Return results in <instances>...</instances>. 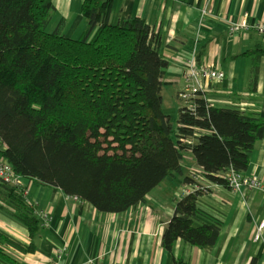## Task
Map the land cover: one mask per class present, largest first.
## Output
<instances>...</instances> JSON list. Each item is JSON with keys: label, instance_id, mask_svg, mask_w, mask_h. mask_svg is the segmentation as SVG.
I'll return each mask as SVG.
<instances>
[{"label": "trees", "instance_id": "1", "mask_svg": "<svg viewBox=\"0 0 264 264\" xmlns=\"http://www.w3.org/2000/svg\"><path fill=\"white\" fill-rule=\"evenodd\" d=\"M110 10L109 0H83L87 28L72 39L62 20L51 29V0H0V157L23 180L102 214L135 209L163 181L183 177L186 153L208 181L229 189L225 174L246 171L264 121L211 107L198 93L193 111L182 105L171 123L158 33L139 18L111 25ZM0 203L28 230L27 248L0 235V259L19 264L4 245L32 253L41 225L17 189L1 185ZM197 214L196 194L175 202L159 239L173 264H187L173 255L176 242L199 250L217 242L219 226L194 225Z\"/></svg>", "mask_w": 264, "mask_h": 264}, {"label": "crops", "instance_id": "2", "mask_svg": "<svg viewBox=\"0 0 264 264\" xmlns=\"http://www.w3.org/2000/svg\"><path fill=\"white\" fill-rule=\"evenodd\" d=\"M51 1L56 11L51 29L62 20L65 37L79 38L87 28L80 13L83 0ZM109 1L111 25L139 18L158 33L157 50L167 62L161 80L162 107L166 89L180 102L178 93L185 86L182 64L196 42L198 63L225 74L222 82H203L200 93L207 103L256 114L264 121V37L256 31L264 27V0ZM202 11L207 15L197 28ZM244 16L249 30L229 34L228 27ZM181 167L183 177L163 181L143 205L120 215L99 213L58 190L24 180L25 200L34 206L41 225L33 242L35 250L24 253L10 244L3 249L19 264H173L159 239L187 187L182 180L197 165L186 153ZM243 175L264 182V130ZM197 212L194 225L219 226L217 242L199 250L178 241L172 252L175 257L182 256L187 264H264V226L255 240L258 226L264 224L262 192L235 193L217 185L198 197ZM0 235L21 248L30 245L27 228L1 203ZM0 264L9 263L0 259Z\"/></svg>", "mask_w": 264, "mask_h": 264}, {"label": "built area", "instance_id": "3", "mask_svg": "<svg viewBox=\"0 0 264 264\" xmlns=\"http://www.w3.org/2000/svg\"><path fill=\"white\" fill-rule=\"evenodd\" d=\"M206 15L207 14L205 13V11L201 12L197 28L202 25L201 23L203 22V18H205ZM249 28L250 25L247 22V17L244 16V18L239 23L230 25L228 27V33L234 34L241 31H247L249 30ZM256 31L260 35H264L263 26L256 27ZM195 40L197 41V39ZM182 65L184 69L185 86L178 93V100L182 102L183 105L188 108V110L193 111L191 100L196 94L200 93V91L202 90L203 82L205 80L213 83L222 82L225 79V74L221 71L198 63V44H196V42L193 44L187 58L183 61ZM2 150L3 148H0V151ZM188 171V176L194 182V184L182 189L181 196L196 194L198 199V197L208 194L211 189L217 187V185L211 183L205 178L204 172L201 168L194 167L190 168ZM224 177L226 178L228 187L232 192L237 193L245 189L249 191H259L264 194V182H261L257 179L245 175L240 176L232 171L225 174ZM1 185L10 186L22 192V196L25 200L27 192L24 186V180L21 177L15 175L12 172L10 164H8L3 158L0 157V186ZM40 218L41 220L46 222L45 215H41ZM263 226L264 224L262 223L258 226V232L255 235V240L259 238L258 233L263 229Z\"/></svg>", "mask_w": 264, "mask_h": 264}, {"label": "rangeland", "instance_id": "4", "mask_svg": "<svg viewBox=\"0 0 264 264\" xmlns=\"http://www.w3.org/2000/svg\"><path fill=\"white\" fill-rule=\"evenodd\" d=\"M164 102H163V113L167 116H169L170 122L175 123L177 118V109L180 105H182L180 102L178 103L174 96L168 92V90H164L163 92Z\"/></svg>", "mask_w": 264, "mask_h": 264}]
</instances>
